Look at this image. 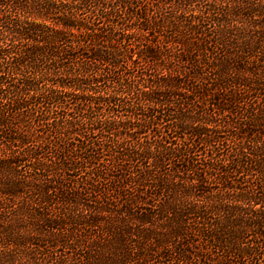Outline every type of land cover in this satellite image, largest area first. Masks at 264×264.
<instances>
[{"label": "trees", "instance_id": "16d2710c", "mask_svg": "<svg viewBox=\"0 0 264 264\" xmlns=\"http://www.w3.org/2000/svg\"><path fill=\"white\" fill-rule=\"evenodd\" d=\"M0 264H264V0H0Z\"/></svg>", "mask_w": 264, "mask_h": 264}, {"label": "rangeland", "instance_id": "374dc122", "mask_svg": "<svg viewBox=\"0 0 264 264\" xmlns=\"http://www.w3.org/2000/svg\"><path fill=\"white\" fill-rule=\"evenodd\" d=\"M199 149H201V150L197 152V158H198V159L201 158L200 153L206 151V149H202V147H200ZM172 160H174V159H172ZM82 175H85V174H82Z\"/></svg>", "mask_w": 264, "mask_h": 264}]
</instances>
